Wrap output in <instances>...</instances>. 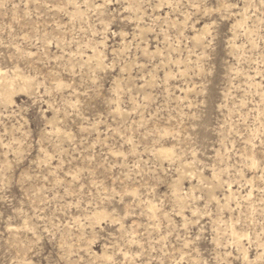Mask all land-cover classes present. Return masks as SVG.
Here are the masks:
<instances>
[{"label":"rangeland","instance_id":"1","mask_svg":"<svg viewBox=\"0 0 264 264\" xmlns=\"http://www.w3.org/2000/svg\"><path fill=\"white\" fill-rule=\"evenodd\" d=\"M0 71V264H264V0H0Z\"/></svg>","mask_w":264,"mask_h":264},{"label":"bare ground","instance_id":"2","mask_svg":"<svg viewBox=\"0 0 264 264\" xmlns=\"http://www.w3.org/2000/svg\"><path fill=\"white\" fill-rule=\"evenodd\" d=\"M17 81L18 79L16 80L15 76L12 78L7 76L4 72L0 71V95L2 96L1 99L3 101L10 102L12 92H14V90L18 87ZM20 87H23L24 89L28 90L30 88V84L28 82H24Z\"/></svg>","mask_w":264,"mask_h":264}]
</instances>
